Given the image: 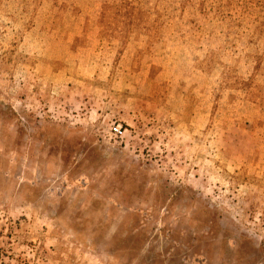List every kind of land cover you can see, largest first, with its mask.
<instances>
[{"label": "rangeland", "instance_id": "374dc122", "mask_svg": "<svg viewBox=\"0 0 264 264\" xmlns=\"http://www.w3.org/2000/svg\"><path fill=\"white\" fill-rule=\"evenodd\" d=\"M0 264H264V0H0Z\"/></svg>", "mask_w": 264, "mask_h": 264}, {"label": "built area", "instance_id": "2783aa9c", "mask_svg": "<svg viewBox=\"0 0 264 264\" xmlns=\"http://www.w3.org/2000/svg\"><path fill=\"white\" fill-rule=\"evenodd\" d=\"M111 134L116 138L121 137V135H122L121 128L119 126H115V127L111 128Z\"/></svg>", "mask_w": 264, "mask_h": 264}]
</instances>
